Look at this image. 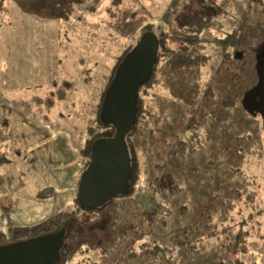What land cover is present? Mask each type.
<instances>
[{"label": "rangeland", "instance_id": "rangeland-1", "mask_svg": "<svg viewBox=\"0 0 264 264\" xmlns=\"http://www.w3.org/2000/svg\"><path fill=\"white\" fill-rule=\"evenodd\" d=\"M197 1L206 21L190 44L182 35L200 23ZM259 9L251 0H0V238L38 224L9 225L21 197L32 204L62 189L48 218L61 214L55 227L68 218L83 164L74 155L88 138L117 57L143 33L163 30L176 51L155 65L157 82L140 92L149 111L134 134L141 164L136 191L95 211L91 232L82 231L64 261L264 264V141L260 120L241 105L252 77L245 83L248 66L235 69L230 43L240 33L235 49L249 57L264 37ZM209 86L212 99L205 97ZM205 101L216 115L188 128ZM39 134L55 136L37 158L25 157L24 147ZM179 139L185 149L172 154ZM155 244L174 251H144Z\"/></svg>", "mask_w": 264, "mask_h": 264}, {"label": "water", "instance_id": "water-1", "mask_svg": "<svg viewBox=\"0 0 264 264\" xmlns=\"http://www.w3.org/2000/svg\"><path fill=\"white\" fill-rule=\"evenodd\" d=\"M158 43L143 35L117 66L101 102V121L114 127L110 138L93 141L77 186L81 207L104 205L128 191L130 155L125 136L137 120V93L152 75ZM65 229L0 244V264H57Z\"/></svg>", "mask_w": 264, "mask_h": 264}, {"label": "trees", "instance_id": "trees-1", "mask_svg": "<svg viewBox=\"0 0 264 264\" xmlns=\"http://www.w3.org/2000/svg\"><path fill=\"white\" fill-rule=\"evenodd\" d=\"M194 1L196 2V0H194ZM251 2L253 5L259 7L260 8L259 11H260L261 15H264V0H251ZM197 4H198V7H200L199 13H201V16L197 18L200 21V23L198 22V26L196 27V29L192 35H189L188 33H183V35H182V38L184 39L183 41L184 42H190V44L194 43L200 39V38H198V33L200 30V27H203V25H205L204 22L206 21V20L202 21L203 20L202 17H205V13H204V10L201 8H203L204 5H200L198 1H197ZM182 6H183V8H181V9H183V10L181 13H184L183 15H186V13L188 12L189 9L187 10L185 4ZM185 9L187 10V12ZM196 23H197V21H196ZM158 26H162V25L158 24ZM146 34H149V35L153 34L154 35L153 37L157 40V43H158L156 66H157L159 61L165 59L166 57H169L171 55V52L176 51V49H172L168 46V44H167L168 39H167V35L165 34V31L162 30L161 33L158 35H156L154 33L150 34L149 32L148 33L145 32L138 38V40L143 35H146ZM232 36H233L234 40H232L230 43H231V45L234 46V50L236 51L235 48H238L242 44L241 39L243 37L238 32L233 33ZM137 41L130 44L117 57L116 62L113 66V69L109 75L108 82L106 83L103 91L101 92L100 99H99L97 106H96V112L94 115L95 116L94 123H93V125H90L87 127L86 132L88 134V138H86V140L84 141V145L80 149V152H79L80 156L83 158V164L81 167L82 171L87 166L88 160L90 158L91 145H92L93 141H95L97 139H101V138H110L114 133V127L112 125L106 124V123L101 121V118H100L101 102L103 99L104 92H105L108 84L112 80L117 66L121 63V61L123 60L125 55L130 51V49L135 45V43H137ZM189 45L182 47L183 52H187L189 50ZM242 52H244L243 49H242ZM156 66H155V68H156ZM156 82H157V80L155 77V69H154V72L152 73L149 80L143 86H141L138 90L137 100H136V102H137V120L134 123V125L131 127V129L128 131V133L126 134V136L124 138L125 143L127 145V149L129 151V155H130V174H129V178H128V184H129L128 191L122 195H117L114 198L123 197V196H131L136 191V185L139 181L140 174H141V164L139 161L137 148L135 147L134 134L138 130L139 119L142 118V116H144L145 113L149 111L147 108H145L143 106V100H142V97L140 95V92L142 90H144V88H148V86L149 87L153 86ZM207 96L208 97L211 96V99L213 98L212 97L213 96V90H212V87L210 88V86L207 88V90L205 92V97H207ZM205 104H206V106L204 105L203 108L201 107V109H200L201 111H199V113H198L199 117L195 119L197 121V124L196 125L193 124V121L191 120L187 124L188 128L193 126V125L195 126V128L197 127V125H201L202 120L209 114V112L207 110H208V107L210 104H209V102L207 104L206 101H205ZM173 145L174 146L171 150V153L173 152L172 154H175L181 150L184 151V149H185V143L180 139L177 140V142ZM81 173H80V175L77 179L76 185H75L76 189L74 191L73 201H72L73 209L70 212V215L68 216L67 219L61 221L55 227V226H53V221L57 220L61 216V214H57L56 216L50 217L47 220L38 223L37 225L33 226L32 228H17V229L12 231V233L10 234L9 237L1 236L0 244L12 242V241H17V240H22V239H26V238H29L32 236L45 234V233H49V232H54L56 230H59L60 228H64L65 229L64 243H63V246L60 250L61 258L57 264H66L64 260L69 255H71L74 250H76L75 248H77V243H78L77 238H79L81 236L82 231L85 234H87L86 231H90L92 224L97 222L99 217L97 218L96 217L97 214H93V213L95 211H97V212L104 211L107 208V206L112 203V201L114 199V198H112L110 201H108L104 205L97 206V207H85V208L81 207L79 200H78V197H77V186L79 184ZM151 188L155 189L156 188L155 184H151ZM184 212L185 211L182 208H180L178 210L179 214L180 213L184 214ZM253 216H249L250 219H252ZM77 223H79V226L77 225ZM170 248H172V247H169L167 244L162 245V246L159 244H155V245H151V248L144 250V251L145 252L150 251L151 255L157 256L159 253H163V252L165 253L166 251H174V250H170ZM238 264H245V263H238ZM250 264H255V262H252Z\"/></svg>", "mask_w": 264, "mask_h": 264}, {"label": "flooded vegetation", "instance_id": "flooded-vegetation-1", "mask_svg": "<svg viewBox=\"0 0 264 264\" xmlns=\"http://www.w3.org/2000/svg\"><path fill=\"white\" fill-rule=\"evenodd\" d=\"M243 50L245 49L243 48ZM249 54V57L245 59V51H235L233 56L231 55V59L235 61V69L238 71H243L240 69L242 64L246 65L244 67L247 68L248 66L249 68L248 72L246 70L247 73L244 80L247 83L249 77H252V81L239 94L240 101L243 109L249 115L260 120L264 141V37L258 45L251 47ZM235 85L240 87L242 83L238 82ZM208 112L210 115H216V112L212 110V101H210Z\"/></svg>", "mask_w": 264, "mask_h": 264}, {"label": "crops", "instance_id": "crops-1", "mask_svg": "<svg viewBox=\"0 0 264 264\" xmlns=\"http://www.w3.org/2000/svg\"><path fill=\"white\" fill-rule=\"evenodd\" d=\"M32 126V125H30ZM15 126H12V129ZM33 127V126H32ZM53 137H48L47 135H44L41 137V135H37L34 138V142L33 143H28L29 145H27V147L25 148V157L27 155H33L35 158L38 157V154L40 152H38V150L42 149L43 146L45 145H51L52 139ZM38 152V154H37ZM47 152V150H46ZM68 153H70L69 151L66 152V156L70 157V155H67ZM80 153H77L75 156V160L78 161L79 158H81V161L83 163V159L82 157L79 155ZM18 158H20L19 154L17 153L16 155ZM79 157V158H78ZM69 161H71V159H69ZM10 163V162H9ZM69 164V163H68ZM66 164V165H68ZM10 173V172H9ZM3 179V178H1ZM4 182H8L7 180L3 179ZM10 183V180H9ZM8 184V183H7ZM8 186H10V184H8ZM62 189H53L51 192V196L49 199L51 200H39L36 202H33L32 204H29V199H25L23 197L16 199L14 202V212L17 215L15 218L12 217V215L7 216L6 218L7 221L9 220V225H11L12 227H28L31 225H35L41 221H44L46 218H48L49 216H51V214L53 213V211H56V209H58V206H60L59 204L62 202V197L60 192ZM64 202V201H63ZM6 221V219H5ZM0 231H3V229H0Z\"/></svg>", "mask_w": 264, "mask_h": 264}, {"label": "bare ground", "instance_id": "bare-ground-1", "mask_svg": "<svg viewBox=\"0 0 264 264\" xmlns=\"http://www.w3.org/2000/svg\"><path fill=\"white\" fill-rule=\"evenodd\" d=\"M54 136H55V134H52V135H51V137H53L52 139H54Z\"/></svg>", "mask_w": 264, "mask_h": 264}]
</instances>
